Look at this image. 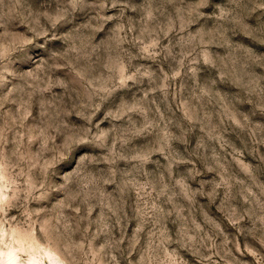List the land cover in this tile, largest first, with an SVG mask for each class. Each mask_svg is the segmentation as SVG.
I'll return each mask as SVG.
<instances>
[{"label": "clouds", "instance_id": "obj_1", "mask_svg": "<svg viewBox=\"0 0 264 264\" xmlns=\"http://www.w3.org/2000/svg\"><path fill=\"white\" fill-rule=\"evenodd\" d=\"M0 264H264V0H0Z\"/></svg>", "mask_w": 264, "mask_h": 264}]
</instances>
